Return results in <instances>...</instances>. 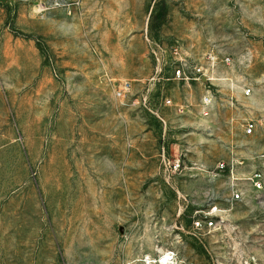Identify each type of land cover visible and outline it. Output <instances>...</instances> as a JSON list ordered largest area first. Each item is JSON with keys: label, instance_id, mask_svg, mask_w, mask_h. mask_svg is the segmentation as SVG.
<instances>
[{"label": "rangeland", "instance_id": "1", "mask_svg": "<svg viewBox=\"0 0 264 264\" xmlns=\"http://www.w3.org/2000/svg\"><path fill=\"white\" fill-rule=\"evenodd\" d=\"M258 172L264 0H0V264H264Z\"/></svg>", "mask_w": 264, "mask_h": 264}, {"label": "built area", "instance_id": "2", "mask_svg": "<svg viewBox=\"0 0 264 264\" xmlns=\"http://www.w3.org/2000/svg\"><path fill=\"white\" fill-rule=\"evenodd\" d=\"M188 67V64L186 62V69ZM175 73V76L176 78L178 79H182V80H185V76H186V82L187 81H190V77L185 74V69L184 67H180L178 68L176 71H174ZM251 89H248L246 92H245V95L246 97H249L251 95ZM203 105H204V110L206 111L207 109L211 108L212 106V100L210 97H205L204 100H203ZM207 114V112L205 113V115ZM256 130V124L253 123V122H250L246 125L245 127V132L247 135H252ZM225 166L224 165H221L220 166V169H224ZM251 184H252V187L255 191H261L264 189V177H263V174L261 172H258V173H255L251 179ZM243 198V193L240 192L239 190H233V196H232V201L233 202H238L239 200H241ZM197 226H200V223H197ZM209 226H213V223L210 222L209 223Z\"/></svg>", "mask_w": 264, "mask_h": 264}]
</instances>
